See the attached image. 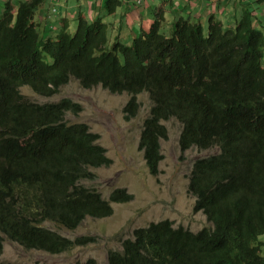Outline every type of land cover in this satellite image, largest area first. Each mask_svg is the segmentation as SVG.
Segmentation results:
<instances>
[{
	"label": "trees",
	"instance_id": "16d2710c",
	"mask_svg": "<svg viewBox=\"0 0 264 264\" xmlns=\"http://www.w3.org/2000/svg\"><path fill=\"white\" fill-rule=\"evenodd\" d=\"M45 2L8 1L0 17V231L28 249L61 254L84 241L60 230L111 217L112 203L134 199L117 189L106 200L82 185L94 178L87 168L110 160L89 125L66 120L81 104L66 98L42 106L20 92L53 97L74 78L85 89L128 94L129 120L141 108L139 95H148L140 147L155 176L169 136L165 121L182 124V151L220 150L198 159L190 180L195 211L212 225L193 232L170 220L153 223L111 250L108 264H264V0L245 3L232 28L214 17L207 28L178 19L169 36L164 11L155 9L151 27L128 45L110 42L102 18H79L74 34L63 20L46 39L34 21ZM119 6L108 0L107 14ZM3 242L0 234V255Z\"/></svg>",
	"mask_w": 264,
	"mask_h": 264
},
{
	"label": "rangeland",
	"instance_id": "374dc122",
	"mask_svg": "<svg viewBox=\"0 0 264 264\" xmlns=\"http://www.w3.org/2000/svg\"><path fill=\"white\" fill-rule=\"evenodd\" d=\"M61 6L59 4L58 8ZM155 9L163 10L160 5ZM91 13L95 12H84V18L94 21L96 17H91ZM73 15L74 13H68L70 17ZM62 16H67V13L64 12ZM101 16L104 15L101 14L99 17ZM109 18L112 20L115 16ZM134 23L130 22L129 26L133 28ZM142 23L140 22L135 30L129 28L127 31L129 34L123 31L120 36H123L124 44H130L134 37L141 35L142 32L139 33V30ZM70 24L69 31L74 34L77 19ZM56 27L59 30L60 26H54L55 29ZM204 27H208L207 21ZM113 28L111 26V29ZM41 33L46 39L52 36L51 32L41 31ZM20 92L29 102L42 106L52 105L66 98L78 105L81 104V112H68L66 120L71 125L78 123L89 125L91 132L99 136L96 145L107 151V158L110 160L107 166L87 168L86 173L91 171L94 178L84 180L82 185L96 189L106 200H110L111 194L117 189L127 190L134 195V199L128 203H112L114 214L111 217H87L76 229L60 230L69 238L81 236L78 239L84 241L61 254L27 249L6 238L0 263L83 264L90 259H96L99 264H108L111 250L121 249L124 241L133 238L136 230L146 228L153 223L170 220L176 227H183L193 232H199L212 225L204 212L195 211L197 198L190 191V180L195 162L200 158L216 155L220 150L191 148L182 151V124L176 119L165 121L169 136L161 141L164 159L160 164L159 175H153L147 164L145 150L140 147L144 122L151 108L146 93L139 95L141 108L138 115L129 120L124 111L130 99L128 94H116L102 86L85 89L74 78L53 97L41 96L30 87H22ZM12 109L15 112V105ZM46 225L54 227L51 223ZM92 239L96 240L91 241ZM261 240H264V236Z\"/></svg>",
	"mask_w": 264,
	"mask_h": 264
},
{
	"label": "crops",
	"instance_id": "0c3cea01",
	"mask_svg": "<svg viewBox=\"0 0 264 264\" xmlns=\"http://www.w3.org/2000/svg\"><path fill=\"white\" fill-rule=\"evenodd\" d=\"M8 1L13 3L15 0H0V12L4 11L3 9ZM120 1L122 6L119 8L115 18L112 20L109 19L110 27H114L110 29L113 37L117 36L119 30L127 29L128 31L131 28L129 26L130 22H135L131 30H135L140 22L143 23L139 33L147 30L153 21V11L158 5L163 8L166 18L163 31L166 34H170L178 19H189L193 22L200 21L205 25L206 21L208 22L213 16L222 19L226 15L232 23L236 18L241 16L240 14L245 3L254 2V0H143V4L139 5L137 3L138 0ZM105 2L106 0H46L37 9L34 21L38 24L42 32H51L53 35L59 31L54 26H60L63 20L72 22L79 15L84 16V12L89 13L92 11L95 13H91V17H96L100 11L104 15ZM59 4L62 5L61 8H58ZM54 8L57 9L56 13L53 11ZM64 12L74 13V15L71 17L68 15L63 17ZM231 23H227V26H230ZM127 33L129 34V32Z\"/></svg>",
	"mask_w": 264,
	"mask_h": 264
},
{
	"label": "bare ground",
	"instance_id": "6f19581e",
	"mask_svg": "<svg viewBox=\"0 0 264 264\" xmlns=\"http://www.w3.org/2000/svg\"><path fill=\"white\" fill-rule=\"evenodd\" d=\"M108 0H106V2H107ZM106 2H105V6H104V16H101V17H99L102 13L100 12V13H98L97 14V16H96V18H102L103 19V21L105 22V23H107L108 24V26H109V28L111 29V27H110V21H109V16L110 17H113V16H116V14H117V12H118V10H119V8L122 6H119L118 7V9L116 10V12H115V14H113V15H108L107 14V10H106ZM247 3H249V2H247ZM251 4V3H250ZM53 11H54V13H56L57 12V9L56 8H54L53 9ZM84 18V16L83 15H79L76 19L79 21V18ZM215 19H218V18H216L215 16H213ZM95 18V19H96ZM98 18V19H99ZM84 19H87V18H84ZM95 19H93L94 21H95ZM225 19V20H224ZM238 18H236V20H237ZM88 20V19H87ZM165 20H166V18H165ZM218 20H220V21H222L224 24H225V26H227V23H231V20L230 19H228L227 17H226V15H224L223 16V18L222 19H218ZM236 20H234L232 23H231V25L230 26H227V27H234L235 26V22H236ZM94 21H90L89 20V22H94ZM88 22V23H89ZM79 23V22H78ZM176 23V22H175ZM208 23V22H207ZM164 24H165V21H164V23H163V26H162V31H163V28H164ZM228 24V25H229ZM175 26V25H174ZM174 28V27H173ZM120 29V28H119ZM118 29V30H119ZM132 29V28H131ZM126 32H127V29H124ZM123 29L120 31L119 30V32H118V34H117V36L114 38L113 36H112V31L110 30V36H109V38H110V42L111 43H113L114 41H118V40H116V39H121L120 41L122 42V38H123V36H120V35H122L123 34V31H124ZM173 31V30H172ZM172 31H171V33L170 34H166L164 31V33L166 34V35H171L172 34ZM131 34H132V32H130ZM140 36V35H139ZM130 37V36H129ZM128 37V38H129ZM132 38V37H131ZM128 41V40H127ZM127 45V44H126ZM46 220V219H45ZM47 222H45L44 223V225L45 226H47V227H50V228H54V229H57L58 231H59V229H58V227L55 225V224H57L56 222H54V221H52V220H46ZM46 223H51L54 227H51V226H48V225H46ZM0 234L4 237V244H5V239L7 238V239H9V240H11V241H13V242H16V243H18L19 245H21L22 247H24V248H27V247H25V246H23L21 243H19L18 241H16V240H13V239H11L7 234H3L1 231H0ZM4 248H5V246H4ZM28 249V248H27ZM30 249V248H29ZM38 250V249H37ZM3 251H4V249H3ZM46 252V251H45ZM49 253V252H48ZM3 254V253H2ZM1 254V255H2ZM53 254V253H52ZM0 255V256H1ZM20 264V263H19Z\"/></svg>",
	"mask_w": 264,
	"mask_h": 264
},
{
	"label": "clouds",
	"instance_id": "9594fccd",
	"mask_svg": "<svg viewBox=\"0 0 264 264\" xmlns=\"http://www.w3.org/2000/svg\"><path fill=\"white\" fill-rule=\"evenodd\" d=\"M139 5H142L143 4V0H138V2H137ZM5 8V7H4ZM4 10V9H3ZM2 13H3V11H2ZM2 13H1V15H2ZM1 15H0V17H1ZM67 15H68V13H67ZM71 23V22H70ZM70 26H71V24H70Z\"/></svg>",
	"mask_w": 264,
	"mask_h": 264
}]
</instances>
